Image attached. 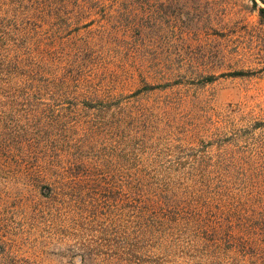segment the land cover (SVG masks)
Instances as JSON below:
<instances>
[{
    "label": "rangeland",
    "instance_id": "374dc122",
    "mask_svg": "<svg viewBox=\"0 0 264 264\" xmlns=\"http://www.w3.org/2000/svg\"><path fill=\"white\" fill-rule=\"evenodd\" d=\"M261 8L0 0V264H233L189 232L135 245L130 195L135 172H185L238 130L264 157ZM263 188L245 192L248 264Z\"/></svg>",
    "mask_w": 264,
    "mask_h": 264
},
{
    "label": "trees",
    "instance_id": "16d2710c",
    "mask_svg": "<svg viewBox=\"0 0 264 264\" xmlns=\"http://www.w3.org/2000/svg\"><path fill=\"white\" fill-rule=\"evenodd\" d=\"M258 1L264 6V0ZM260 12L264 16L263 8ZM121 103L118 100L113 106ZM239 138L238 130L226 145H220L219 153L202 151L185 172H135L130 195L135 245L145 236L155 239L162 229L177 235L189 232L187 244L201 242L206 257L216 259L229 252L233 264L254 262L244 258L250 249L254 258L258 239L254 227L245 222L243 207L247 190H253L250 198L254 199L256 186L264 187L258 177L264 178V157ZM261 234L264 237V228Z\"/></svg>",
    "mask_w": 264,
    "mask_h": 264
}]
</instances>
